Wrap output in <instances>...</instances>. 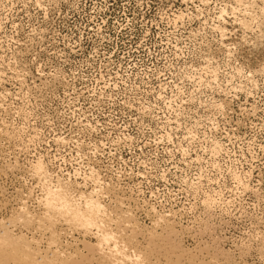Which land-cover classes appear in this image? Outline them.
Wrapping results in <instances>:
<instances>
[{"label":"rangeland","instance_id":"rangeland-1","mask_svg":"<svg viewBox=\"0 0 264 264\" xmlns=\"http://www.w3.org/2000/svg\"><path fill=\"white\" fill-rule=\"evenodd\" d=\"M37 164L139 232L264 264V0H0V220L40 212Z\"/></svg>","mask_w":264,"mask_h":264},{"label":"bare ground","instance_id":"bare-ground-1","mask_svg":"<svg viewBox=\"0 0 264 264\" xmlns=\"http://www.w3.org/2000/svg\"><path fill=\"white\" fill-rule=\"evenodd\" d=\"M46 170L41 164L34 169L44 189L38 201L40 212L32 213L22 201L14 215L0 220V264H226L215 254L203 257L201 250L184 248L171 226L165 225L168 230L159 233L155 226L154 231L139 232L129 211L120 206L123 211L117 215V209L115 216L101 203L96 189L72 194L68 184L58 180L53 184ZM160 217L154 225H162L165 218ZM63 223L67 226L60 229L58 225ZM12 227L34 232L27 236L22 229L15 232ZM68 230L82 231L84 236L73 237L82 245L70 251L65 248L68 240L63 238ZM36 234L42 235L41 240L46 237L45 248ZM88 234L94 242L85 239Z\"/></svg>","mask_w":264,"mask_h":264}]
</instances>
